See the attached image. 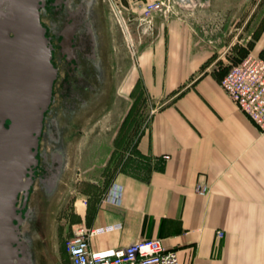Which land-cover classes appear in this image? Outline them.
Returning a JSON list of instances; mask_svg holds the SVG:
<instances>
[{
    "label": "crops",
    "instance_id": "0c3cea01",
    "mask_svg": "<svg viewBox=\"0 0 264 264\" xmlns=\"http://www.w3.org/2000/svg\"><path fill=\"white\" fill-rule=\"evenodd\" d=\"M173 13L152 15L122 83L128 111L136 98L150 103L135 144L147 168L115 172L97 200L77 203V223L121 224L90 238L96 250L160 238L181 264H264V133L221 87L229 59L217 46L223 38L214 31L219 19L195 22ZM253 50L264 53V41ZM138 83L142 95L133 94ZM110 102L113 109L120 100L115 95ZM117 109L110 112L111 130L91 129L99 142L105 134L117 138V123L127 114L119 116ZM99 142L75 147L79 175L101 164ZM198 184L209 191L197 193Z\"/></svg>",
    "mask_w": 264,
    "mask_h": 264
},
{
    "label": "rangeland",
    "instance_id": "374dc122",
    "mask_svg": "<svg viewBox=\"0 0 264 264\" xmlns=\"http://www.w3.org/2000/svg\"><path fill=\"white\" fill-rule=\"evenodd\" d=\"M168 1V0H164ZM173 1V0H172ZM170 2V11L183 13L195 22L202 19L217 17L218 28L223 38L217 44L219 51L227 55V68L248 53L261 55L264 53L253 50L264 41V0H224L218 6L216 0H194L191 6H182ZM144 0H98L99 19L101 21V56L106 70L108 90L106 104L96 111L77 121L84 130L74 129L67 133L69 141L66 145L67 168L60 181L58 191L43 213L46 224V258L49 264H71L66 249V240L73 234L79 217L77 203L82 197L97 200L110 186L112 178L120 169L133 172L145 171L146 162L139 158L135 150L136 138L147 121L151 107L145 98H136L128 111L129 98L123 90L126 73L134 67L135 48L140 47L149 22L142 20ZM174 15L177 12L173 13ZM205 16V18H203ZM212 19V18H211ZM225 19V24L222 23ZM145 91L138 83L133 94L142 95ZM116 95L120 103L111 108L112 98ZM118 108V115L126 114L120 125V132L115 139L112 135H104L102 141L96 140L90 133L91 129L104 125L109 129L111 111ZM128 111V112H127ZM119 121V120H118ZM88 137V138H87ZM87 138V139H86ZM100 143V165H90L79 175L75 165V147L82 141ZM114 147V148H113ZM93 154V153H92ZM88 158L89 162L97 161L96 152ZM92 159V160H91Z\"/></svg>",
    "mask_w": 264,
    "mask_h": 264
},
{
    "label": "flooded vegetation",
    "instance_id": "af4514ba",
    "mask_svg": "<svg viewBox=\"0 0 264 264\" xmlns=\"http://www.w3.org/2000/svg\"><path fill=\"white\" fill-rule=\"evenodd\" d=\"M39 4L57 72L39 136L38 162L32 167V183L27 191L18 193L16 206L25 218L21 237L27 240L34 264H49L43 213L67 168V133L83 131L77 121L106 104L109 85L101 56L98 0H40Z\"/></svg>",
    "mask_w": 264,
    "mask_h": 264
},
{
    "label": "water",
    "instance_id": "95a60500",
    "mask_svg": "<svg viewBox=\"0 0 264 264\" xmlns=\"http://www.w3.org/2000/svg\"><path fill=\"white\" fill-rule=\"evenodd\" d=\"M39 1L0 0V264H34L21 237L25 218L17 212L16 201L32 183L57 72ZM173 1L182 6L195 3Z\"/></svg>",
    "mask_w": 264,
    "mask_h": 264
},
{
    "label": "built area",
    "instance_id": "2783aa9c",
    "mask_svg": "<svg viewBox=\"0 0 264 264\" xmlns=\"http://www.w3.org/2000/svg\"><path fill=\"white\" fill-rule=\"evenodd\" d=\"M171 1L145 2L142 20L149 22L155 12L168 13ZM220 84L238 108L264 133V57L248 53L229 66ZM208 191L207 184L196 186L197 193L206 194ZM108 197L111 198V194ZM81 201L86 205L88 200L83 197ZM120 227V223L95 228L84 223L77 224L73 234L66 240L71 264H181L177 251L165 247L160 238H145L120 248L96 250L90 247L89 241L93 235ZM217 233L223 236L222 231Z\"/></svg>",
    "mask_w": 264,
    "mask_h": 264
},
{
    "label": "trees",
    "instance_id": "16d2710c",
    "mask_svg": "<svg viewBox=\"0 0 264 264\" xmlns=\"http://www.w3.org/2000/svg\"><path fill=\"white\" fill-rule=\"evenodd\" d=\"M241 59H242V58H241ZM241 59H240V60H241ZM237 62H238V61H237Z\"/></svg>",
    "mask_w": 264,
    "mask_h": 264
},
{
    "label": "bare ground",
    "instance_id": "6f19581e",
    "mask_svg": "<svg viewBox=\"0 0 264 264\" xmlns=\"http://www.w3.org/2000/svg\"><path fill=\"white\" fill-rule=\"evenodd\" d=\"M43 24V23H42Z\"/></svg>",
    "mask_w": 264,
    "mask_h": 264
}]
</instances>
